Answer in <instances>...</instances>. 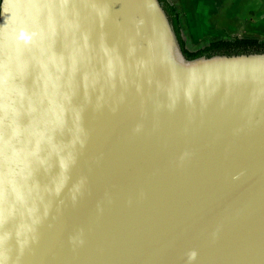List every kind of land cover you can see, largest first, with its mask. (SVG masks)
I'll return each instance as SVG.
<instances>
[{
    "label": "water",
    "instance_id": "obj_1",
    "mask_svg": "<svg viewBox=\"0 0 264 264\" xmlns=\"http://www.w3.org/2000/svg\"><path fill=\"white\" fill-rule=\"evenodd\" d=\"M0 264H264V52L188 59L159 0H1Z\"/></svg>",
    "mask_w": 264,
    "mask_h": 264
},
{
    "label": "rangeland",
    "instance_id": "obj_2",
    "mask_svg": "<svg viewBox=\"0 0 264 264\" xmlns=\"http://www.w3.org/2000/svg\"><path fill=\"white\" fill-rule=\"evenodd\" d=\"M216 10L219 14L215 13L213 19L200 20L199 15L189 23L184 18L181 20L189 49H198L230 35L264 40V0H228L226 4H219ZM226 13L228 21L224 19Z\"/></svg>",
    "mask_w": 264,
    "mask_h": 264
},
{
    "label": "trees",
    "instance_id": "obj_3",
    "mask_svg": "<svg viewBox=\"0 0 264 264\" xmlns=\"http://www.w3.org/2000/svg\"><path fill=\"white\" fill-rule=\"evenodd\" d=\"M159 1L175 29L181 49L188 59L223 54L233 55L264 52V40L239 35H230L228 38L218 39L204 45L203 47L191 50L187 46V41L182 28L181 13L178 11L176 4L171 0Z\"/></svg>",
    "mask_w": 264,
    "mask_h": 264
},
{
    "label": "crops",
    "instance_id": "obj_4",
    "mask_svg": "<svg viewBox=\"0 0 264 264\" xmlns=\"http://www.w3.org/2000/svg\"><path fill=\"white\" fill-rule=\"evenodd\" d=\"M171 1L174 4H176L178 11L181 13V20L184 18V20H186V22L189 23L191 19L193 21L196 17L198 18L199 15H201L200 20L202 19L209 20L210 18L213 19L212 16L215 13H218L216 7H218L219 4H224V3L226 4L228 0H171ZM227 18H228V14L226 18H224L225 21H228ZM218 19H221V17L219 16ZM224 19L222 20L224 21Z\"/></svg>",
    "mask_w": 264,
    "mask_h": 264
}]
</instances>
